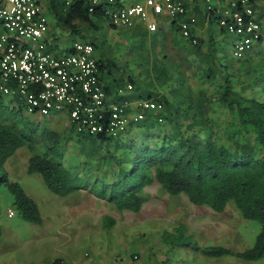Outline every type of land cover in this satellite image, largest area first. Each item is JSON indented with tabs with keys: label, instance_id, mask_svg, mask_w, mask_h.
<instances>
[{
	"label": "trees",
	"instance_id": "16d2710c",
	"mask_svg": "<svg viewBox=\"0 0 264 264\" xmlns=\"http://www.w3.org/2000/svg\"><path fill=\"white\" fill-rule=\"evenodd\" d=\"M44 1L54 25L81 39L92 37L83 27L97 36L99 22H109L102 10H89V0ZM172 28L180 38L175 44L185 57L177 60L164 54L154 72L149 46L142 42L130 58L140 69L136 75L141 80L130 71L128 82L142 89L139 99L161 106L146 111L145 118L126 134H83L72 126L65 134L49 125V121L54 125L52 118L63 114L54 113L44 117L46 123L37 124L27 117L18 95L11 97L0 90V215L1 189L8 187L19 215L28 223H43L37 202L6 168L9 157L26 147L32 153L27 173H39L50 191L62 197L84 190L117 210L138 213L148 200L146 187L158 183L169 195L184 194L194 205L216 212L231 204L243 218L261 224L253 246L238 252L220 245L197 246L198 251L209 257L235 255L246 261L264 257V38L244 57L232 54L228 58L222 53L223 30L222 36L210 32L208 37H199L192 29L189 38L181 34L176 21ZM158 39L155 36L152 43ZM90 41L105 84L104 74L113 76L118 69L103 50L105 39ZM196 76L204 87L196 88L190 82ZM119 83L118 88H123ZM104 87L109 93L108 81ZM73 133L78 137L69 151L64 143ZM107 223L113 225L114 220ZM2 236L0 226V241ZM62 262L57 259L54 264Z\"/></svg>",
	"mask_w": 264,
	"mask_h": 264
},
{
	"label": "rangeland",
	"instance_id": "374dc122",
	"mask_svg": "<svg viewBox=\"0 0 264 264\" xmlns=\"http://www.w3.org/2000/svg\"><path fill=\"white\" fill-rule=\"evenodd\" d=\"M135 1L137 0H124L127 5ZM42 3L48 9L47 2L42 0ZM205 6L204 1L203 8ZM47 17L50 24L54 23L52 13L48 12ZM99 23L101 26L97 36L94 31H88L83 27L85 34L92 36L91 39L73 36L61 25H57L55 31L68 39L93 41L100 37L105 39L103 50L107 56L114 59L112 60L116 65L114 68H118L114 70V79L110 80L112 83L121 82L125 95L139 93L137 87L128 89L123 79L130 71L134 76L140 71L130 58L142 42L149 46L148 52L152 63L150 66L154 72L161 66L160 60L164 54L177 60L185 57V53L180 51L174 40H166L168 42L163 43V31L157 35L144 31L134 37L132 28H112L108 21ZM209 26L210 32L222 36L221 27L215 18ZM155 36H160L157 44L152 43ZM224 37L225 50L222 49V53L229 58L233 54L235 38L230 34ZM176 40L180 41V38ZM22 41L28 43L26 39ZM70 44L71 41L65 46ZM262 48L264 50V44ZM108 77L106 76V81ZM190 82L196 88L202 86L197 76L191 78ZM27 117L37 124H44L48 119L40 118L37 114H27ZM52 119L54 125L49 121L51 127L55 126L65 134L71 132L70 123L69 121L66 123L63 115L58 114ZM169 127L171 126L168 125L167 128ZM71 137L68 143H64L69 151L74 148L73 142L78 136L73 133ZM31 154L26 147L19 148L7 160L6 168L11 178L16 179L25 192L37 202L43 223H28L19 215L13 204L14 196L8 187L1 189L0 215V222L8 221L7 225L16 227L17 231L21 232L17 240L18 249L7 254L21 256L27 264H54L57 259L63 260L61 264H264V257L256 261H246L235 255L209 257L198 251L197 246L220 245L235 252L253 246L261 224L243 218L231 204L223 212H216L209 207L194 205L184 194L171 196L158 183L146 187L149 193L148 200L138 213L117 210L106 200H101L84 190L79 195L62 197L50 191L39 173H27ZM8 208L14 209L15 214L17 213L12 219L7 218ZM108 219H113L114 224L108 226ZM26 245L28 249L23 251ZM42 246L45 250L40 249ZM4 256V253H0V264L1 257Z\"/></svg>",
	"mask_w": 264,
	"mask_h": 264
},
{
	"label": "built area",
	"instance_id": "2783aa9c",
	"mask_svg": "<svg viewBox=\"0 0 264 264\" xmlns=\"http://www.w3.org/2000/svg\"><path fill=\"white\" fill-rule=\"evenodd\" d=\"M71 1V0H68ZM122 0H89V10H102L115 27L133 28L145 22L154 33L163 21H177L184 37L192 36L184 0H145L127 6ZM205 9L226 34L233 35V54L244 57L262 41L264 0H206ZM192 28V29H191ZM0 90L18 95L25 112L48 117L67 115L76 132L126 134L145 118V112L161 105L140 99L129 110L108 94L100 80V65L91 41L56 47L48 35L51 24L40 0H0ZM26 39L28 43L22 41ZM198 37L193 38L197 42ZM128 89H133L129 84ZM15 210L9 209L12 217Z\"/></svg>",
	"mask_w": 264,
	"mask_h": 264
},
{
	"label": "crops",
	"instance_id": "0c3cea01",
	"mask_svg": "<svg viewBox=\"0 0 264 264\" xmlns=\"http://www.w3.org/2000/svg\"><path fill=\"white\" fill-rule=\"evenodd\" d=\"M71 1L66 0L67 4H69ZM202 1L204 2L206 0H184V3L186 4L187 9H188L187 18L190 21L192 19L195 20L194 23H193L192 28L195 31V33H197V36H199V37H208L209 34H210V31H209L210 26H209V24H210L211 21H213V18H210L209 16H207L208 12H207V10L205 8H203V2ZM40 2H42V1L40 0ZM135 2L144 3L145 0H137ZM135 2H132L131 4H133ZM119 5L127 6V4H125L124 0L120 1ZM43 6H44V4H43ZM259 8L262 11L260 14H261V17H263V27H264V9L261 6H259ZM44 9H45L46 15H47V13L49 12L48 9L45 6H44ZM176 24L178 25L177 21H176ZM172 25H173V22H169V21L165 22V21H163V23L160 26L161 29L164 32V38L167 36V38L165 39V43L168 42V41H173V40H174L173 42L175 43L177 35L175 34L174 29L172 28ZM55 29H56V26L54 25V23H51V30H50V33L48 35V38L50 39V43L51 44L53 43V45H55L56 47L65 46L69 41H71V44L73 42H77V41H80V42L90 41V40L64 38V37L58 35L56 33ZM0 31H2V30H0ZM144 31L149 32L147 27H146V23L143 22V21L142 22H138L132 28V36L137 37L138 34L143 33ZM149 33H151V32H149ZM263 38H264V36H263ZM166 40H168V41H166ZM108 58L111 61L114 60V59H111L109 56H108ZM116 69H118V68H116ZM139 72L140 71H138V73ZM126 75H129V74H126ZM106 76H108V74H104V78L105 79H106ZM111 76L112 75H109L108 80H107L108 83L111 86L110 92L108 94L112 97V99H114V100L116 99V100H119V101L123 102L128 107L129 110L137 109V104L136 103L140 100L139 96L142 93V89L139 88V93L138 94H134V93H130L129 94V93H127L125 95L124 94V88H118L117 82L112 83V80H110V79L111 78L114 79V76H112V77ZM134 77L137 80H141V77L139 75H135ZM124 80L123 81L125 82V84L127 86L129 84H131L130 82H128L127 76H125ZM106 82H105V84H106ZM65 118H66V123H67V121H69V118L67 116ZM57 123H60V122H57ZM68 123H70V122H68ZM70 126H72L71 123H70ZM12 179L14 181H16V179H14L13 177H12ZM77 194L79 195V193H76V195ZM13 202H14V200H13ZM9 209H12V208H8L7 213H6L7 214V218L8 219H12V218H14L16 216L17 213L14 214L12 217H10L9 216ZM3 221L4 220H2V222ZM2 222H0V226L2 227V231H3V236H2V239L0 241V253H4L5 256L1 257V263L2 264H27V263L24 262L25 260L21 256L17 257L16 255L7 254V253H9L10 251H12L14 249H18V247H19L18 243L19 242H17V240H18V237H20L21 232L17 231L18 228L13 227L11 225H7L8 221H7V223L6 222L2 223ZM24 248H25V250H23V251H27L28 246L26 245ZM40 249H44V247L42 246Z\"/></svg>",
	"mask_w": 264,
	"mask_h": 264
}]
</instances>
